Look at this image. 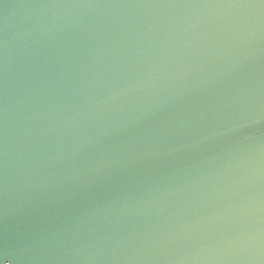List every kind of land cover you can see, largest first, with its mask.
I'll use <instances>...</instances> for the list:
<instances>
[{"label": "water", "instance_id": "obj_1", "mask_svg": "<svg viewBox=\"0 0 264 264\" xmlns=\"http://www.w3.org/2000/svg\"><path fill=\"white\" fill-rule=\"evenodd\" d=\"M0 264H264V0H0Z\"/></svg>", "mask_w": 264, "mask_h": 264}]
</instances>
